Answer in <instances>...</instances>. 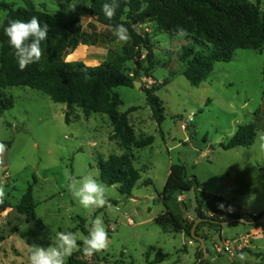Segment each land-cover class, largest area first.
Returning a JSON list of instances; mask_svg holds the SVG:
<instances>
[{
  "label": "rangeland",
  "instance_id": "rangeland-1",
  "mask_svg": "<svg viewBox=\"0 0 264 264\" xmlns=\"http://www.w3.org/2000/svg\"><path fill=\"white\" fill-rule=\"evenodd\" d=\"M0 1L15 4L17 8L25 6V0ZM32 1L39 9L55 14L62 4L88 7L91 0ZM247 1L254 5L258 2ZM260 10L264 12V0ZM5 19L6 13L0 10V28ZM81 25L90 35L89 46H98L108 54H121L131 42V39L119 41L113 29L97 24L87 12H82ZM137 29L153 37L155 66L146 73L144 52L138 65H126L127 72L135 73L136 82L147 88L167 79L171 82L157 92L166 109V119L160 125L154 120L141 89L114 90L123 102L120 112L136 108L129 120L137 137H154L152 146L131 152L134 166L141 174L131 198L122 195L118 185L107 186L100 180L99 161L125 153L113 137L107 116L87 117L82 109H68L30 88L8 90L15 106L0 117V142L7 146L0 165V184L5 186L7 194L0 204V237L6 238L0 243V264H29L31 246H49L59 231L75 233L82 248V237L86 235L78 228L81 224L78 219L86 222L84 226L89 232L90 222L101 215L108 233V247L92 257L74 251L66 264L70 258L89 264H148L159 253L165 255L160 264H194L200 245L193 239L194 245H189L190 239L181 234L165 233L154 222L157 216L168 209L180 219L193 215L196 196L206 210H219L218 205L224 201L241 204L249 212H260L264 207V170L261 171L264 163H257L264 159L260 140L264 137V47L260 51L237 50L231 62L217 63L209 79L193 87L184 76L186 65L181 54L185 47L197 52L204 47L187 37L156 32L153 24ZM71 59L67 57L66 61ZM74 60L95 64L89 59ZM189 117H193L192 122ZM186 123L188 126L183 130ZM249 123L258 125L252 148L225 151L220 147L233 137L239 125ZM193 136L200 149L191 145ZM244 164L255 168L244 170ZM236 169L243 172L231 173ZM184 171L200 179L206 195L190 189ZM88 174L106 188L108 203L103 208L85 209L68 191V177L80 179ZM171 175V184L178 191L165 203L161 194ZM149 180L152 185H146ZM30 185L34 186L38 207L36 219L28 223L16 206ZM180 185L183 190H179ZM242 188L246 193L233 197L231 192ZM180 196L184 198L182 203ZM223 230L222 238L226 239L221 240L209 227L201 228L200 236L208 239L206 245L210 251L206 264H264V224L253 227L234 223Z\"/></svg>",
  "mask_w": 264,
  "mask_h": 264
},
{
  "label": "trees",
  "instance_id": "trees-1",
  "mask_svg": "<svg viewBox=\"0 0 264 264\" xmlns=\"http://www.w3.org/2000/svg\"><path fill=\"white\" fill-rule=\"evenodd\" d=\"M106 0H91L88 7L72 4H62L60 10L51 14L39 9L32 0H25L24 7L7 4L0 1V10L6 13V19L0 28V117L15 106L14 97L8 93L12 88H30L42 92L58 104H64L68 109L74 107L84 111L87 117L93 114L105 115L113 128V137L125 151L121 155H111L106 160L99 161L100 180L107 186H119L122 195L131 198L133 190L141 181V174L134 166L132 150H141L154 143L153 136L137 137L130 124L129 115L136 110L120 112L123 102L114 90L119 87L135 88L136 74L127 72L129 63L139 64L146 53V73L154 69L153 37L150 33L141 34L138 27L153 24L156 32L175 35L178 27L188 30L187 38L204 47L197 52L187 47L183 48L181 61L186 65L184 76L193 87H199L206 82L217 63L231 62L237 50L260 51L264 47V12L260 10L261 0L254 5L247 0H119V7L112 19H107L102 11ZM110 2V0H108ZM82 12H87L95 22L105 28L115 30L116 25L123 24L130 35L131 42L123 48L121 54L109 52L107 60L98 66H87L82 62H67L66 58L74 53L80 45L89 46L87 32L82 28ZM33 16L39 18L41 25H49L47 40L42 41L43 50L39 62L29 65L24 71L19 69L14 50L9 46L4 28L10 20H30ZM94 29L93 25L88 26ZM264 72V71H263ZM167 79L156 87L142 86L148 106L153 112L155 121L162 124L166 119L165 103L157 92L170 84ZM66 121L69 122L68 114ZM258 132L256 123L239 125L233 137L220 147L225 150L238 148L249 149L254 146ZM188 184L198 190L199 182L195 176H189L184 171ZM172 175L164 188L161 197L166 203L178 188L171 184ZM146 185H152L151 180ZM179 190H183L182 185ZM34 186L30 185L22 196L16 209L19 214L27 217V222L35 220L38 203L33 195ZM196 217L206 219L200 223V230L209 227L220 232L223 227L210 223L209 220L224 222L234 218H243L249 222L259 220L264 212L258 215L248 213H231L220 219L218 215L208 217L202 209L196 196ZM78 228L88 235L85 221ZM196 220V219H195ZM195 220L180 219L168 209L155 219L165 233L184 234L191 238ZM246 226V225H245ZM251 226L257 227L252 224ZM206 242L208 239L203 237ZM6 238L0 237V243ZM208 253H210L208 249ZM204 254L197 248V264H206ZM165 255L159 253L154 261L148 264H160ZM68 264H89L70 258ZM231 264H239L232 262Z\"/></svg>",
  "mask_w": 264,
  "mask_h": 264
},
{
  "label": "clouds",
  "instance_id": "clouds-1",
  "mask_svg": "<svg viewBox=\"0 0 264 264\" xmlns=\"http://www.w3.org/2000/svg\"><path fill=\"white\" fill-rule=\"evenodd\" d=\"M88 6V5H86ZM119 7V0H106L102 11L107 19L115 16ZM75 5L73 6V9ZM8 38L9 46L14 50L19 69L24 71L29 65L40 61L43 50L41 42L47 40L49 25L41 22L38 17L33 16L28 21L19 19L10 20L4 28ZM119 41L127 42L130 39L128 29L123 24H118L113 33ZM175 35L183 38L189 35L188 30L183 27L176 29ZM261 148L264 149V137H260ZM6 145L0 142V165L3 164V155ZM68 191L71 196L85 209H98L107 205L105 186L91 174L83 175L80 179L68 177ZM6 188L0 184V204L6 198ZM218 207L224 208L223 204ZM87 236H83V247L77 244V235L73 232L59 231L55 235L54 242L49 246L33 245L29 253V264H66V259L72 256L74 251H81L85 257H92L94 254L105 250L108 247V233L104 226L103 217L97 216L91 222Z\"/></svg>",
  "mask_w": 264,
  "mask_h": 264
},
{
  "label": "crops",
  "instance_id": "crops-1",
  "mask_svg": "<svg viewBox=\"0 0 264 264\" xmlns=\"http://www.w3.org/2000/svg\"><path fill=\"white\" fill-rule=\"evenodd\" d=\"M92 19V18H91ZM93 20V19H92ZM105 28V27H104ZM106 52V53H105ZM75 53V54H74ZM74 53H72L71 55H69L68 57L69 58H72L71 60L72 61H69V62H80V61H75L74 59H76V58H80V59H83V60H87V59H89L90 60V62H94L95 64L93 65V66H91V65H87V61H83L82 63H84L85 65H87V66H91V67H94V66H98V65H100L102 62H104L105 60H107V58H108V51H103L101 48H99L98 46H84V45H80L78 48H77V50L74 52ZM75 55V57H73ZM68 62V61H67ZM153 118H154V116H153ZM155 120V119H154ZM157 123V122H156ZM158 124V123H157ZM160 125V124H159ZM117 142V141H116ZM118 143V142H117ZM118 145H119V143H118ZM252 148V147H251ZM238 149H244V148H238ZM250 149V148H249ZM234 150V149H233ZM261 161H263V163H264V159H259V160H257V163L258 162H261ZM252 168H255V167H253V166H250V165H246V164H244V166H243V169L244 170H247V169H252ZM264 170V165H263V168H261V171H263ZM232 172H236L237 174L238 173H242L243 172V170L242 169H239V171L236 169V170H232L231 171V173ZM197 178V177H196ZM197 180H198V182H199V188H198V192H201V193H203V195H206L207 193H205L203 190H202V188H201V182H200V179H198L197 178ZM231 181H233L232 179H231ZM232 184V183H231ZM189 185V184H188ZM190 186V185H189ZM244 188V187H243ZM243 188H242V190H239L238 192L236 191V192H231V194L233 195V197H235V196H237V197H239L240 195H244V193H246L245 192V190H243ZM190 189H192V187L190 186ZM201 202V201H200ZM180 203H182V202H180ZM223 205H224V208L223 209H221V208H219V210L217 209V210H206L205 208H203V206H202V202H201V206H202V209H203V212L208 216V217H211V216H216V215H218L219 217H222V216H224L225 215V205L226 204H228V205H230L232 208H234V209H237V210H239L240 211V213H248V214H251V215H258V214H261V213H263L264 212V207L261 209V210H258V211H260V212H249L248 210H247V208H245V207H243V206H240L239 204H235V203H233V202H229V201H224L223 203H222ZM197 206V205H196ZM187 209H188V207H187ZM214 209H216V208H214ZM170 211H172V210H170ZM173 212V211H172ZM174 213V212H173ZM158 217V216H157ZM156 217V218H157ZM155 218V219H156ZM155 219H154V221H155ZM182 219H184V220H188V221H193V220H195V219H197V217H196V212L193 214V215H188V216H186V217H183ZM223 229L220 231V232H215V231H212L214 234H216V235H218L219 236V238L221 239V240H224V239H226V238H222V233H223ZM183 237H185V238H188L187 236H185L184 234H181ZM190 239V238H189ZM190 241H192L191 239L189 240V245H190Z\"/></svg>",
  "mask_w": 264,
  "mask_h": 264
},
{
  "label": "water",
  "instance_id": "water-1",
  "mask_svg": "<svg viewBox=\"0 0 264 264\" xmlns=\"http://www.w3.org/2000/svg\"><path fill=\"white\" fill-rule=\"evenodd\" d=\"M164 1H166V0H160V2H164ZM135 87L138 88V89H141L142 88V83L136 82L135 83ZM190 143L196 149H200L201 148L197 144V142L195 141L194 136L190 139ZM207 221L208 220H206V219H196L195 223L193 225L192 231H191V238L200 245L199 250L202 251L203 254H204L203 260H206V258L209 256V253H208V248H207L205 239L197 234V228H198V225L200 223L207 222ZM209 222L210 223L219 224L222 227H225V226H227L229 224H234V223H241V224H244V225H252V224H254V225H263L264 224V215L259 220L255 221V222H249V221H247V220H245L243 218H234V219H230V220H227V221H224V222H218V221L209 220ZM199 263H200V261L197 264H199Z\"/></svg>",
  "mask_w": 264,
  "mask_h": 264
},
{
  "label": "built area",
  "instance_id": "built-area-1",
  "mask_svg": "<svg viewBox=\"0 0 264 264\" xmlns=\"http://www.w3.org/2000/svg\"><path fill=\"white\" fill-rule=\"evenodd\" d=\"M188 120H189L190 122H192V121H193V117H189ZM187 126H188L187 123H186V124H183V125H182V129H183V130H186ZM179 201H180V202H183V201H184V198H183L182 196H180V197H179ZM231 213H240V211L237 210V209H234V208H232L230 205L226 204V205H225V215L222 216V217H220V219L225 218L227 215H229V214H231ZM211 217H213V216H211ZM130 224H132V225L134 224L132 220L130 221ZM263 233H264V231H263ZM190 245H194V242H193V241H190Z\"/></svg>",
  "mask_w": 264,
  "mask_h": 264
}]
</instances>
